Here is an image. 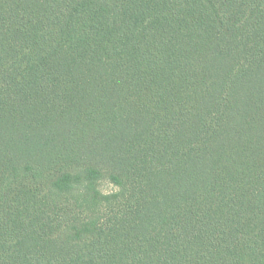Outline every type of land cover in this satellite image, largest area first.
<instances>
[{
    "label": "trees",
    "instance_id": "16d2710c",
    "mask_svg": "<svg viewBox=\"0 0 264 264\" xmlns=\"http://www.w3.org/2000/svg\"><path fill=\"white\" fill-rule=\"evenodd\" d=\"M0 264H264V0H0Z\"/></svg>",
    "mask_w": 264,
    "mask_h": 264
},
{
    "label": "rangeland",
    "instance_id": "374dc122",
    "mask_svg": "<svg viewBox=\"0 0 264 264\" xmlns=\"http://www.w3.org/2000/svg\"><path fill=\"white\" fill-rule=\"evenodd\" d=\"M100 188L104 191V192H109V191H113L115 190V187L109 183L108 181H103L100 185Z\"/></svg>",
    "mask_w": 264,
    "mask_h": 264
}]
</instances>
